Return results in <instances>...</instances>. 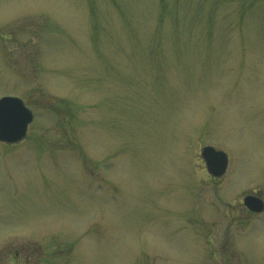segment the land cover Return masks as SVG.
<instances>
[{"label": "rangeland", "instance_id": "rangeland-1", "mask_svg": "<svg viewBox=\"0 0 264 264\" xmlns=\"http://www.w3.org/2000/svg\"><path fill=\"white\" fill-rule=\"evenodd\" d=\"M4 95L0 264H264V0H0Z\"/></svg>", "mask_w": 264, "mask_h": 264}, {"label": "water", "instance_id": "water-1", "mask_svg": "<svg viewBox=\"0 0 264 264\" xmlns=\"http://www.w3.org/2000/svg\"><path fill=\"white\" fill-rule=\"evenodd\" d=\"M33 118V112L20 98L4 97L0 99V140L8 143H17L23 140L27 136L29 124ZM202 156L208 171L213 176L221 177L226 173L229 157L225 151L213 146H205ZM244 202L252 211L262 212L264 210V201L261 197L248 195Z\"/></svg>", "mask_w": 264, "mask_h": 264}]
</instances>
